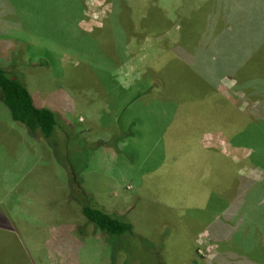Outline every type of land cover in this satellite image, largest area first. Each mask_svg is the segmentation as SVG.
<instances>
[{"label": "rangeland", "instance_id": "374dc122", "mask_svg": "<svg viewBox=\"0 0 264 264\" xmlns=\"http://www.w3.org/2000/svg\"><path fill=\"white\" fill-rule=\"evenodd\" d=\"M202 1L122 0L117 8L115 0H80L74 27L61 21L65 12L55 0L35 1L32 19L1 1L0 13L5 4L9 12L0 21V66L15 71L34 103L56 113L57 124L47 139L39 130L31 133L0 97V146L10 155L9 167L18 166L9 177V216L0 207V264H111L105 236L91 230L80 211L84 195L125 216L137 235L152 242L155 250L140 248L132 237L134 264H264V240L241 238L234 226L220 236L221 225L200 206L207 196L196 183L223 170L206 192L225 200L235 190L231 180L264 183V170L248 159L252 149L229 141L257 111V100L223 75L217 99L209 98L203 111L196 100L176 101L205 88L202 69L216 77L232 74L235 65L258 66L264 18L254 15L256 7L237 12L236 0L233 9L228 6L229 26L216 25L215 32L201 15L193 19ZM145 89L151 92L126 106ZM212 105L233 111V130L231 122L215 120ZM194 149L205 156L200 175L190 171L194 156L178 168ZM245 216L264 220V214Z\"/></svg>", "mask_w": 264, "mask_h": 264}, {"label": "trees", "instance_id": "16d2710c", "mask_svg": "<svg viewBox=\"0 0 264 264\" xmlns=\"http://www.w3.org/2000/svg\"><path fill=\"white\" fill-rule=\"evenodd\" d=\"M1 1L2 0H0V4L3 6ZM4 1L6 2V0ZM19 1H22V4H19L21 8L18 9L17 3ZM35 1L37 0H7L8 4L11 7L20 11V14H23L24 11L25 14L28 15L29 19H32V16L35 12ZM55 1L59 3V5H57V8L60 9L62 7L61 10H64L65 12H63V16L59 14L61 16V21L64 22L66 20H71L72 26L74 27L75 20L81 13L80 0ZM115 1L117 3V8L122 5V3L119 4L120 2H122V0ZM235 1L236 0H203L196 8L197 10L193 16V19L198 18V16L201 15L203 24H207L208 22L210 23V25L213 24L214 31L218 32V30H222L223 28H225L226 25L229 26L228 12L230 13V7L228 6H230L231 4V8L233 9V4L238 3ZM65 4H67V7H65ZM236 6L237 12H246L250 7H256L259 12L254 15H257L260 18H264V0H239V3L236 4ZM5 7L3 8V12L0 13V21L5 19L6 14H8L9 12L7 4H5ZM252 12L253 10L251 11V13ZM74 14H76V16L66 17L67 15L70 16ZM183 17L185 16H182L181 19ZM159 18H162V11L159 12V17L157 19ZM184 19L186 20V18ZM189 19L190 22L193 21V19ZM162 22L163 21H161V23ZM185 24H187V22ZM164 25L165 24L163 22V26ZM213 25L211 26L212 30ZM216 25H219V27L221 28L216 30ZM21 27L26 33L32 31L22 25ZM205 38L207 37L205 36ZM202 72H204L205 74L204 77L202 78L200 75L199 76L203 81L205 88L201 92L193 90L191 91V94H189L188 92H184L183 96H181L179 99H176V101L180 102V100L182 99L183 101L192 102L196 100L199 103L198 110L203 111V109L208 105L207 101L209 100V98H213L214 100L217 99L216 95H213V93H215L214 90L219 79H221L223 75H230L231 77L235 78L234 85L244 90V92L253 100H257V111L254 112V114L247 115L242 125L236 126L235 128L234 123L236 119L234 118L236 117L232 116L233 111L229 110L230 108H228V106L226 108L212 105L211 107L214 108L213 113H215V120L218 123H220L224 119V122L228 124L231 122L230 128L231 130L235 128V130L229 137L230 143L237 146L242 145L250 147L252 149L248 158L250 164L253 167L264 170V59L260 60L258 66L251 65V67L249 66L248 69H245L244 66L241 65H235V69L232 71V74L223 73L215 77L212 70V75L209 73V71H206L204 69H202ZM145 92L146 89L138 90L136 94L133 95V97L128 102H126V106H128L134 99L142 96ZM148 92L150 93L151 90L147 91L146 93ZM0 97L8 108L12 119L24 125V127L29 132L34 133L35 130H39L42 136L46 139L53 135L57 124L56 113L48 107L38 106L34 103V100L28 88L11 67L6 68L0 66ZM181 116L185 117L183 114ZM238 123H240V121H238ZM183 124L185 125V122H181L178 126L186 128ZM130 125L132 126L133 122L130 123ZM169 129H172L175 132L178 131V129L174 130V127H169ZM122 136L123 134L121 133L120 137L122 138ZM190 148L185 149V151H189ZM202 152L203 150L196 152V150L194 149L190 154H185V156L183 157V162L180 161V163L178 164V168H182V165L184 166V162L186 161L187 163V159L191 156H194V159H191L188 162L191 166H195V168L190 171L193 174H196L198 172L200 175V172L202 171L201 167L203 165V162L205 161V156L202 155ZM212 161L210 158L208 162ZM157 166L158 164L156 165V167ZM220 173L223 174V170L220 171L219 169H217L215 170V172H213V174H210L207 177H205V175L201 177L200 182H196L198 186L197 189H200L202 191L203 197L207 196V202L203 205H200L202 207V210L207 212L209 216L214 215V218L212 217V222L221 225L220 228H222L223 230L221 231L220 236L222 238L225 237L224 228L234 226L236 231H241V238L243 236L244 239H246L247 235H251V237L253 236V238L258 239L257 243L258 241L262 242V240H264V227L263 225H260V223H264V220H261L258 216L264 214V201L259 203L257 201V196L260 193H264V183L259 180H246L243 179V177L231 180V183L235 182L236 184L234 185L235 190L234 193L230 196L231 198L225 200L215 193H212L210 191L206 192V189L208 188V185H210V183L217 185V178L221 177ZM212 177H215L216 179H212ZM223 184H225V182L218 184V186ZM84 197L86 199H82L79 201L80 211L85 217L86 221L90 224H88V226L91 227V230L100 232L105 236L106 242L109 246L108 253L111 264H117L118 261H120L121 264H134L133 258L135 257V253L133 255V250L129 248V242L132 237L139 238L138 246L140 248H155L152 245L151 241L142 236L140 237L133 231L132 223L125 216L117 214L115 212H108L98 207V205L95 204V202L89 195H84ZM246 213L250 216H257L258 223L250 217L245 218ZM248 223H250L249 228ZM211 228L213 227L211 226ZM115 238L122 239L121 243L116 244L117 240H115ZM234 240L241 243L236 238ZM123 242L127 243L124 244ZM158 247H161V244H159ZM155 254L157 259H159L157 256L158 251Z\"/></svg>", "mask_w": 264, "mask_h": 264}, {"label": "crops", "instance_id": "0c3cea01", "mask_svg": "<svg viewBox=\"0 0 264 264\" xmlns=\"http://www.w3.org/2000/svg\"><path fill=\"white\" fill-rule=\"evenodd\" d=\"M2 144L0 146V207H2L3 205L5 209V212L2 211V215L9 216V211L7 212V206H5V200H8L11 197V191L13 190L8 184L9 177L11 175L10 173H13L11 172V169H15L18 166H15L13 168L9 167L10 155L8 153H5V145L3 142Z\"/></svg>", "mask_w": 264, "mask_h": 264}]
</instances>
